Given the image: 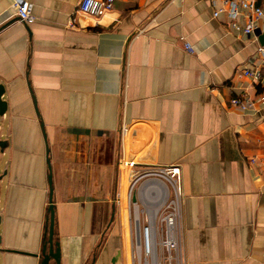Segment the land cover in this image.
<instances>
[{
    "label": "crops",
    "instance_id": "1",
    "mask_svg": "<svg viewBox=\"0 0 264 264\" xmlns=\"http://www.w3.org/2000/svg\"><path fill=\"white\" fill-rule=\"evenodd\" d=\"M27 1L29 25L0 0V264H41L51 189L61 264H128L124 156L181 166L186 264H264V105H230L263 91L243 70L264 72V21L250 36L215 16L226 0H116L69 26L81 0Z\"/></svg>",
    "mask_w": 264,
    "mask_h": 264
},
{
    "label": "built area",
    "instance_id": "2",
    "mask_svg": "<svg viewBox=\"0 0 264 264\" xmlns=\"http://www.w3.org/2000/svg\"><path fill=\"white\" fill-rule=\"evenodd\" d=\"M115 2L116 0H81L69 20V26L75 25L79 15L94 18L104 16L114 8ZM13 6L20 22L25 25L35 22L33 5L29 1L13 0ZM225 10L231 17V27L246 35H253L259 28V24L264 21V8L258 5L256 0H243L239 4L226 0L225 6L215 12V16ZM184 45L189 53L195 52L190 42H186ZM257 53L264 61V46L260 45ZM243 75L251 79L255 87L263 88L256 98L245 92L230 100L231 107L246 112L254 110L258 104L264 105V72L260 68L251 66L243 70ZM119 164L128 173L129 201L132 199L134 188L142 178L146 177L147 180L141 186L148 185L149 182L155 180L160 183L148 186L152 203L156 208L158 207V210L153 224L150 218L147 227L142 232L140 231V222L138 228L136 227L135 242L133 246H129V250L131 248L132 251L130 264H186L182 249L181 222L185 188L181 166H158L146 171H139L135 169L136 161L125 156ZM158 195L161 196L159 201H157ZM148 228L153 230L151 242L148 238Z\"/></svg>",
    "mask_w": 264,
    "mask_h": 264
},
{
    "label": "rangeland",
    "instance_id": "3",
    "mask_svg": "<svg viewBox=\"0 0 264 264\" xmlns=\"http://www.w3.org/2000/svg\"><path fill=\"white\" fill-rule=\"evenodd\" d=\"M143 169V168H142ZM141 171H146L145 169ZM128 175V173H127ZM147 178H142L137 186L134 188L132 193V199L129 201L128 199V183L125 190V221L129 223H126L124 225V245L122 246V253H124V256L128 260L130 264V257H131V248L129 250V246H133L136 238V232H137V226L140 222V231L142 232L145 227H147L149 219H150V213L154 209V203H152V197L150 194V188L147 184L141 186L144 181H146ZM136 199V201H134ZM139 214V221L136 220L137 216ZM129 217V219H128ZM119 234L121 236V239L123 238V231H119ZM123 244V242H122ZM134 253V252H133ZM125 264V262H124Z\"/></svg>",
    "mask_w": 264,
    "mask_h": 264
},
{
    "label": "water",
    "instance_id": "4",
    "mask_svg": "<svg viewBox=\"0 0 264 264\" xmlns=\"http://www.w3.org/2000/svg\"><path fill=\"white\" fill-rule=\"evenodd\" d=\"M259 41L260 44L264 46V32L260 34ZM3 94H4V87L0 86V115H3L8 107L7 102L3 100ZM0 146H2V144ZM50 184H51V177H50ZM52 195H53V190L51 189V204H50L51 219L48 228V232H49L48 239L45 240V243L42 246L41 253L35 254L37 256L42 257L41 264H51V260H54L55 264H61L62 256H61L60 243L54 240L55 212H54V205L52 203ZM0 223H1V217H0ZM136 226L138 228V224H136Z\"/></svg>",
    "mask_w": 264,
    "mask_h": 264
},
{
    "label": "bare ground",
    "instance_id": "5",
    "mask_svg": "<svg viewBox=\"0 0 264 264\" xmlns=\"http://www.w3.org/2000/svg\"><path fill=\"white\" fill-rule=\"evenodd\" d=\"M159 185L160 183H159V181H157V180H155V181H151V182H149V184H148V186H152V185ZM161 196L160 195H158V197H157V201H159V198H160ZM156 200V199H155ZM154 200V201H155ZM154 206H155V204H154ZM157 210H158V207L156 208V206L154 207V209H153V211L150 213V218H151V223L153 224V220L155 219V217H156V214H157ZM136 216H137V221L139 220V214L137 215L136 214ZM152 236H153V230L152 229H150V228H148V238H149V242H151L152 241Z\"/></svg>",
    "mask_w": 264,
    "mask_h": 264
},
{
    "label": "trees",
    "instance_id": "6",
    "mask_svg": "<svg viewBox=\"0 0 264 264\" xmlns=\"http://www.w3.org/2000/svg\"><path fill=\"white\" fill-rule=\"evenodd\" d=\"M259 5V4H258Z\"/></svg>",
    "mask_w": 264,
    "mask_h": 264
}]
</instances>
